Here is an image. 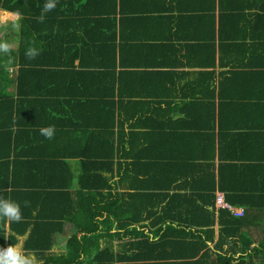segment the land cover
<instances>
[{"label": "trees", "instance_id": "16d2710c", "mask_svg": "<svg viewBox=\"0 0 264 264\" xmlns=\"http://www.w3.org/2000/svg\"><path fill=\"white\" fill-rule=\"evenodd\" d=\"M44 3L0 0V17L2 11L19 13L0 26V41L17 42L0 55V197L19 202L22 211L19 222L0 219V247L11 243L34 264H264V238L254 242L243 231L249 210L235 216L215 207L217 188L244 209L255 199L264 201L260 181L241 184L242 170L264 183V163L236 164L233 154L229 163H220L218 177L214 172L218 151L222 156L239 144L215 111V72H208L207 85L193 88H207L208 95H201L205 124L179 117L185 129L165 119L167 107L185 111V99L143 105L116 97L113 89L119 48L123 64L128 45L132 64L149 65L140 46L156 37L151 29L169 21L179 30L193 18L204 28L212 25L214 40L223 0H56L40 22ZM64 20L77 24L79 33L63 36ZM30 47L38 52L32 58L25 55ZM93 52L99 53L104 76L87 69L86 56ZM10 67L17 68L14 76ZM218 76L226 80L225 73ZM12 82L15 89L8 90ZM48 125L55 128L50 139L39 132ZM165 126L173 130L176 154L170 149L157 155L150 141ZM189 149L200 153L188 154ZM195 165L204 172L194 173ZM229 170L232 184L222 178ZM181 221L197 237L192 253H182L167 233ZM227 242L232 244L225 248ZM184 254L199 257L178 262Z\"/></svg>", "mask_w": 264, "mask_h": 264}, {"label": "crops", "instance_id": "0c3cea01", "mask_svg": "<svg viewBox=\"0 0 264 264\" xmlns=\"http://www.w3.org/2000/svg\"><path fill=\"white\" fill-rule=\"evenodd\" d=\"M200 2L206 4V2L209 3V0H200ZM2 12L5 18H2L1 13L0 26L17 17L12 12ZM215 14L214 40L210 36V33L213 35L212 25L209 24L204 28L195 18L187 21V24L181 26L179 30L177 25L171 24L169 21H165L157 29H151V32L155 31L156 37L145 40L147 42H142L140 46L148 58L146 62L150 63L149 65L132 64L133 52H130L128 45L124 46L123 52L124 56L128 54V62L126 60L125 62L129 64H123L119 48L118 63L114 69L117 85L113 89L116 97L119 94L122 97L123 94V99L138 100L143 105L148 100L173 105L185 99V103H187L185 111L179 109L178 106L167 107L166 110L170 108V114L165 115L166 120L177 122L174 124H177L178 128L185 129L188 127L181 125L183 121L180 122L179 117H187V122L190 123L197 119L198 123L205 124L207 116L205 107L201 104V95H206L207 88L206 90L193 88L207 85L208 72L214 71L217 90L214 96L215 111L222 114L225 130L232 131L233 136H236L239 141L237 147L234 146V150L228 151L222 155L223 157L219 156V151L215 155L213 166L218 177L220 163H229L232 160L229 156L233 154L236 157L234 160L236 164L250 163L258 166L260 163H264V0H240L235 4L230 3V0H223L221 9L217 10ZM218 14L221 17L217 22ZM59 20L61 19L58 18ZM65 20L62 24L58 23L63 36L65 33V37H73L75 33H79L80 28L77 24ZM12 30L14 29L11 28ZM204 36L206 39L202 38ZM14 42L16 40L12 38L10 42L12 48L16 47ZM98 54L93 52L91 56H86L87 69L92 68L94 69L93 74L104 76L101 73L104 67H102L101 59H98ZM79 61V58L75 60L77 67H80ZM16 73L17 68H9L10 76H14ZM219 73L226 74L225 81L219 80ZM15 85L16 83L12 82L8 90H14ZM192 94H196V99ZM190 116L193 118L190 119ZM163 124L165 123H160V125ZM159 130L161 132L150 137V141L155 146L157 155L159 153L164 155L170 153L172 138L169 131L173 130L166 126ZM176 152L171 149V153L176 154ZM197 153L200 152L188 150V154L197 155ZM194 160H196L195 163L199 162L195 158ZM197 165L194 166V173L202 174L204 172L201 169L202 166ZM241 174V179H243L241 184L243 183L245 186L256 185L257 181L264 184L261 180L263 177L248 176L243 170ZM222 178L232 184L234 173L230 170L225 171ZM215 192L216 195L217 192H222L227 200L228 193L218 188ZM215 207L216 210H229L218 207L216 203ZM247 209L249 210L247 218L250 224L243 228V231L254 242L260 241L262 237L264 238V201L260 198L255 199L249 208L244 209L243 207L244 211ZM181 226L185 228L184 231L179 230L182 228ZM218 227L217 223L213 243L217 241ZM168 230L167 233L171 234V239L182 253H192L196 249L193 246L191 248L193 244L191 241H194L193 238L197 240V237L189 232L185 221L172 224ZM229 242L226 243L227 245L225 244V248L232 244ZM213 243L210 242L207 251L212 248ZM180 256L176 259L178 262L195 259L198 255H189L191 258L184 257L185 254Z\"/></svg>", "mask_w": 264, "mask_h": 264}, {"label": "clouds", "instance_id": "9594fccd", "mask_svg": "<svg viewBox=\"0 0 264 264\" xmlns=\"http://www.w3.org/2000/svg\"><path fill=\"white\" fill-rule=\"evenodd\" d=\"M55 7H56V0H45L42 11L40 15L37 17L38 21L43 22L45 19V14L53 10ZM16 15H19V13H17ZM11 47L12 45L9 42L0 41V55H8L10 53ZM37 54H38L37 50L31 47L28 48L25 53V55L28 58H32ZM9 59H11L10 56ZM39 132L45 138L50 139L54 135L55 128L52 125H48L46 127H41L39 129ZM26 204L27 202H25V206ZM235 207L243 208V206H235ZM0 219H3L7 223L21 221L22 219L21 204L13 199L0 197ZM0 264H34V259L31 255L22 253L18 248L15 247V245L10 243L6 247H0Z\"/></svg>", "mask_w": 264, "mask_h": 264}, {"label": "built area", "instance_id": "2783aa9c", "mask_svg": "<svg viewBox=\"0 0 264 264\" xmlns=\"http://www.w3.org/2000/svg\"><path fill=\"white\" fill-rule=\"evenodd\" d=\"M215 203L218 207H223L229 209L232 213L241 215L243 214V208L242 207H235L228 203L222 192H217Z\"/></svg>", "mask_w": 264, "mask_h": 264}, {"label": "rangeland", "instance_id": "374dc122", "mask_svg": "<svg viewBox=\"0 0 264 264\" xmlns=\"http://www.w3.org/2000/svg\"><path fill=\"white\" fill-rule=\"evenodd\" d=\"M2 18H5V15L3 14V12H2ZM18 27V26H17ZM15 43V45L17 44V42H14ZM67 228H69L70 230H71V227H70V225H67Z\"/></svg>", "mask_w": 264, "mask_h": 264}]
</instances>
